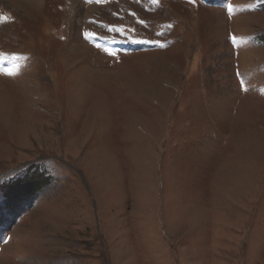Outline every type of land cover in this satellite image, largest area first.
<instances>
[{"label":"rangeland","instance_id":"1","mask_svg":"<svg viewBox=\"0 0 264 264\" xmlns=\"http://www.w3.org/2000/svg\"><path fill=\"white\" fill-rule=\"evenodd\" d=\"M27 2L0 0V183L41 184L0 264H264V0Z\"/></svg>","mask_w":264,"mask_h":264},{"label":"trees","instance_id":"2","mask_svg":"<svg viewBox=\"0 0 264 264\" xmlns=\"http://www.w3.org/2000/svg\"><path fill=\"white\" fill-rule=\"evenodd\" d=\"M258 40L261 42V43H264V35H262V36H259L258 37ZM32 167H34V166H32ZM24 175H26V173H24ZM36 177V178H35ZM28 178H30V179H28ZM27 178V180L24 182V183H22V184H20L21 183V181H23V180H21V181H15L16 183H14V185H16V184H20L19 186L20 187H15L14 189H12V192L10 193L11 194V200H9V198L8 197H6V195H4V193L6 192V193H9V191L7 190L8 188H10V185H5V184H3L2 186H1V188H0V192H1V195L3 196V198H5L6 200V202L8 201H13L12 203H11V205L12 206H14V208H18V201L17 200H19L21 197H23V196H25L26 195V197L28 196V189L29 188H32V190L34 189L33 187L35 186V185H37V184H41V181L37 178V174L36 173H32V174H30V176ZM31 178H35V180H33V179H31ZM12 186V185H11ZM24 186H26L25 187V189H23V187ZM35 191V190H34ZM5 193V194H6ZM22 194V195H21ZM7 202V203H8Z\"/></svg>","mask_w":264,"mask_h":264},{"label":"bare ground","instance_id":"3","mask_svg":"<svg viewBox=\"0 0 264 264\" xmlns=\"http://www.w3.org/2000/svg\"><path fill=\"white\" fill-rule=\"evenodd\" d=\"M42 0H28V2L27 3H32V4H35V5H38V4H40V2H41Z\"/></svg>","mask_w":264,"mask_h":264},{"label":"snow or ice","instance_id":"4","mask_svg":"<svg viewBox=\"0 0 264 264\" xmlns=\"http://www.w3.org/2000/svg\"><path fill=\"white\" fill-rule=\"evenodd\" d=\"M228 10L231 11V6L230 5L228 6ZM9 74L11 75V73H9Z\"/></svg>","mask_w":264,"mask_h":264}]
</instances>
